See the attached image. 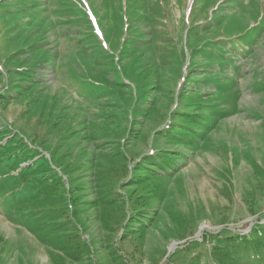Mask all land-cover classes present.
Wrapping results in <instances>:
<instances>
[{
    "label": "rangeland",
    "instance_id": "obj_1",
    "mask_svg": "<svg viewBox=\"0 0 264 264\" xmlns=\"http://www.w3.org/2000/svg\"><path fill=\"white\" fill-rule=\"evenodd\" d=\"M0 137V264H216L264 234V0H0ZM97 138L126 151L106 223Z\"/></svg>",
    "mask_w": 264,
    "mask_h": 264
},
{
    "label": "trees",
    "instance_id": "obj_2",
    "mask_svg": "<svg viewBox=\"0 0 264 264\" xmlns=\"http://www.w3.org/2000/svg\"><path fill=\"white\" fill-rule=\"evenodd\" d=\"M5 10V14H6V16L7 15H10L11 14V12H10V10H7V9H4ZM21 89V88H20ZM27 90V88L25 87V88H23V89H21V91L22 92H24V91H26ZM110 91H111V94H110V97H112V102L114 103V104H124V99H122L121 97H119L117 94H118V92L120 93V94H122L123 93V91H121L120 89H117V88H115V89H110ZM42 115H43V113H42ZM58 116V115H57ZM79 120H81V126L83 127V124H82V119H79ZM70 123V121L68 122V124ZM82 130H84V129H82ZM99 134H102L100 131H99ZM87 136V137H86ZM1 138V137H0ZM68 139V138H67ZM98 140V142L99 143H101V144H96V145H98L99 147H98V150L97 151H99L98 153H97V155L95 156V157H91V156H88V155H86L85 157H86V159L83 161V162H81L80 164H78V166L79 167H82L83 165H86L87 164V161L90 163V161H92V160H94V164H95V166H94V172H97V174H98V176H97V182H96V185L97 186H99V192H98V197H97V199L94 201V203H95V205L99 208V209H101V211H102V213H101V218H102V221L103 222H105L106 223V220H107V218L110 216V214H109V212L107 211L108 210V208H110V209H114L116 206H117V204L116 203H114V204H112L110 201H107L106 199L104 200V201H102L103 199H104V197L106 196V198L108 197V195L111 193V191H112V189H113V187H112V185H114V184H117V183H113L109 188H108V185L109 184H106V183H103L102 182V176H101V173L102 172H104L103 170L104 169H106L107 167H109V169L110 170H112V172H114L116 169H117V167H116V164H117V161H119V157H120V155H124V154H126V151L123 149V144H122V146H121V144H120V142L119 141H116V142H114L115 144H118V145H120L121 147H119V148H116L115 147V144H112L113 142H109V141H103V140H101L100 138H97ZM90 140H96L95 139V136L93 135L92 137H89V135L87 134V135H85V134H83V139H82V142H83V144H82V146H80V149H85V147H86V144H87V142L88 141H90ZM45 141V139L44 140H42V142L43 143H45L44 142ZM126 142H127V140H126ZM46 145V144H45ZM70 147H74V146H70ZM76 150H77V148H76ZM54 151V150H53ZM78 156L81 154V151L78 149ZM62 155H64V153L63 154H60L59 156H62ZM59 156H57V157H59ZM65 156H68L67 157V161H66V163H65V165H64V169H66V171L68 170V167H69V163L71 162V161H69V158L70 157H73V158H76L75 156H73V155H70L69 153H68V155H65ZM77 156V157H78ZM51 157H52V155H51ZM91 159V160H90ZM143 159H146L145 157H143ZM90 160V161H89ZM101 161H107V162H101ZM21 164H23V163H19L17 166H16V168L13 170L14 172L15 171H17L18 169H20V165ZM32 166V165H31ZM31 166H27V167H31ZM118 166V165H117ZM27 167H24V168H21L20 169V171L17 173L18 175L19 174H21V171H23L25 168H27ZM134 169L135 170H138L137 171V178L135 179V180H133V182H131V186H129V188H131L132 189V192H135V191H137L138 189H139V186L138 185H140L141 183H142V175H143V172L141 171V169H139V168H137V164H135L134 166ZM60 172V171H59ZM41 173V172H40ZM61 173V172H60ZM171 173V172H170ZM169 173V174H170ZM160 174V173H159ZM165 174V173H164ZM155 176H158V177H161V176H159V175H155ZM114 178L116 177V176H113ZM150 177V176H149ZM161 178H163V177H161ZM150 179V178H149ZM164 179V178H163ZM151 180H157L156 179V177H154L153 179H151ZM157 181H160V180H157ZM156 181V182H157ZM159 182H157V184H158ZM119 185V184H118ZM157 185H156V183H153V185H151L150 187H149V189H148V191H149V193H155L156 194V192H157ZM156 189V190H155ZM69 191L71 192V189L70 190H67V194H69ZM148 191H147V193H148ZM66 197H69L68 195L66 196ZM143 198V197H142ZM141 198V199H142ZM140 199V200H141ZM72 202H69V208H70V214H71V212H72V209H73V205L71 204ZM72 208V209H71ZM100 211V210H99ZM139 211H142V210H139ZM100 213V212H99ZM136 213H138V211L136 212ZM141 213L142 212H139V214L141 215ZM135 215V214H134ZM134 215H131L132 216V218L130 217L129 218V220H128V224H127V228L129 229V230H132V228H131V224H133L134 222H137V224H139V228L135 231V230H132L135 234H136V236L137 235H139L140 234V232L142 231V230H140V229H144V227H142L143 226V218H138L137 219V217L138 216H136L135 218H134ZM53 219H56L55 217H53ZM56 220H59V219H56ZM60 225V227H64L65 229H66V227H67V224H66V222H60V221H58V223H57V225ZM50 224H48V226H49ZM57 225L56 226H54L53 227V229H54V231L56 232V227H57ZM255 229L256 230H258L259 228L258 227H255ZM252 231H255V230H253L252 229ZM251 233V232H250ZM249 233V234H250ZM49 234H52V231L49 233ZM141 234H143V233H141ZM78 235V234H77ZM235 235L236 234H229V236H226V237H224V238H219V236L218 235H212L211 236V238H213V250H214V255H213V258H214V260H215V262H216V264H225V262L226 261H229V260H231L232 259V257L231 256H233V257H236V258H234V260H236V259H238V257H239V255L240 254H242V253H253V254H257V256H259L258 258H259V264H264V234H263V237L262 238H258V237H256L254 240H252V242L251 243H247V241H246V239H243V242L244 243H241L242 244V246H241V248L242 249H239L238 247H239V240L241 239V238H239V237H235ZM247 235V234H246ZM58 236V238H59V240L61 241V244L60 245H63V244H65L66 242H68V241H64L63 240V237H60L59 235H57ZM262 236V235H261ZM48 238H49V236H47ZM50 239V238H49ZM64 239H65V237H64ZM76 239V238H75ZM78 239V238H77ZM52 241V240H51ZM69 241H72V238L69 240ZM80 241V240H79ZM53 242V241H52ZM81 242H82V244L84 243H87V241L85 240V239H82L81 238ZM69 243V242H68ZM194 244H197V243H193V245ZM217 244H219V246L217 247V246H215V245H217ZM59 245V246H60ZM66 245V244H65ZM194 246H196V245H194ZM198 247L200 246V245H197ZM202 246V245H201ZM58 247V246H57ZM83 250V252H85V253H89V250H87L86 248H83L82 249ZM112 250H114V252H113V257L115 258V259H120V257L117 255V250L116 249H112ZM180 253H181V250L180 251H178L177 253H175L171 258H170V263H172V262H174L175 261V258H176V256H179L180 255ZM177 259V261H179L178 260V258H176ZM190 264H193V262H191Z\"/></svg>",
    "mask_w": 264,
    "mask_h": 264
},
{
    "label": "crops",
    "instance_id": "obj_3",
    "mask_svg": "<svg viewBox=\"0 0 264 264\" xmlns=\"http://www.w3.org/2000/svg\"><path fill=\"white\" fill-rule=\"evenodd\" d=\"M22 2V1H21ZM21 8H22V4H21ZM21 8L19 9V12L21 11ZM26 48H21L20 49V51H16V53H18V52H24V53H26V52H28V48L25 50Z\"/></svg>",
    "mask_w": 264,
    "mask_h": 264
}]
</instances>
